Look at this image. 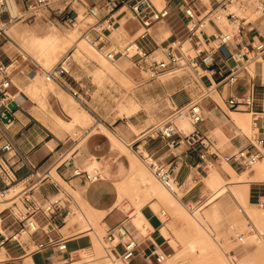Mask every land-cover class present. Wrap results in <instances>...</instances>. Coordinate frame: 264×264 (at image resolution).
<instances>
[{
  "label": "built area",
  "instance_id": "2783aa9c",
  "mask_svg": "<svg viewBox=\"0 0 264 264\" xmlns=\"http://www.w3.org/2000/svg\"><path fill=\"white\" fill-rule=\"evenodd\" d=\"M13 1L16 2L0 0V37L5 36L16 44L9 37L8 26L3 21V16L10 14V4ZM100 1L21 0L22 11L15 18L10 17L9 24L20 20L31 21L40 17L43 11L52 10L56 20L67 26H76L80 8L84 9V16L94 18L99 16ZM126 1L122 0V6ZM208 1V4L202 3V6H199L197 0H170V4L161 9L152 0L135 1L130 9L133 12V19L139 25L138 39H147L150 36V29L160 22H170L180 32L171 43L158 51L146 50L137 40L129 41L125 45L112 42L110 36L115 30V19L111 14L117 5L105 6L111 20L106 21L105 28L99 30L102 32L99 38L101 42L93 40L89 35L90 29L96 24L90 26L85 34L86 40L98 48L109 61L114 62L117 58L129 59L146 81L158 80L167 72L174 70H188L200 90L205 91L198 100L176 108L174 115L143 132L130 145L139 160L170 192L180 188L178 173L172 164L157 161L145 150L151 141L161 140L169 147L186 145L190 149L202 148L198 161L190 166L198 175L213 168L222 160L243 170H251L256 164L264 161V147L254 145V149L236 150L228 156H223L205 134L198 130L186 132L174 121L176 118L185 117L193 126H197L204 121L201 105L204 98L212 92L234 87L245 80L249 85L248 91L242 96L230 94L228 106L235 112L252 113L255 128L264 133V96H261L254 81V73L250 70L251 65L259 62L262 66L261 72L264 73V39L251 36L253 30H256L254 23L260 19L264 20V0ZM174 2H178V9L171 6ZM250 12L257 16V20L250 18ZM186 44L190 47L187 48ZM106 48L110 50L107 53L102 52ZM71 58L72 56L67 53L52 69L47 71L38 65V71L32 73L35 75L44 73L46 81L56 82L62 88L71 91L74 96H78V92L68 82ZM16 62L12 60L9 65L0 63V119L10 111L9 105L12 102L8 100V91L12 86V67ZM261 87L264 90V81ZM88 136L89 132L84 135L73 133L70 138L76 143L74 148L80 147ZM67 164L69 165L68 162ZM67 164L64 165L67 167ZM23 167H28L29 173L26 178L19 179L18 172ZM52 171L53 169H48L40 172L39 167L33 165L27 155L18 153L11 142L0 149V178L4 184L0 189V198L10 204L0 212V254L5 252L7 257L12 250L25 251V247H32L31 250L34 252L53 249L61 255L71 256L68 242L58 240L50 233L54 230L55 220L59 217L67 218L73 206L79 209V203L77 198L53 176ZM71 178H81L87 184H94L100 180L101 175L95 169L88 171L76 166L72 170ZM70 179L64 182L73 190ZM47 181L57 187L58 194L40 200L35 191L39 189L41 183ZM257 206L264 210V202L259 201ZM41 219L44 220L42 225ZM41 232L47 237L44 241L37 239ZM115 234L114 230L105 237V249L111 253H114L118 246V243H115ZM123 236L125 241H121L123 246L121 260L129 264L136 257L139 244L129 235ZM167 258L164 253H158L156 257L158 264H163ZM9 263L8 259L0 262Z\"/></svg>",
  "mask_w": 264,
  "mask_h": 264
},
{
  "label": "crops",
  "instance_id": "0c3cea01",
  "mask_svg": "<svg viewBox=\"0 0 264 264\" xmlns=\"http://www.w3.org/2000/svg\"><path fill=\"white\" fill-rule=\"evenodd\" d=\"M135 1L138 0H127L125 5L122 6V0H101L98 4L100 14L96 18V26L89 31L90 37L95 41L101 42L99 38L102 32L99 30L105 28L106 21L111 20V16L108 15L105 6L112 7L117 5V8L111 14L112 18L115 19V31L113 32L120 35L123 41L129 42L137 40L148 51H158L160 48L171 43L180 32L170 22L156 24L150 29V36L147 39H138L137 31L139 25L133 19V12L130 9ZM155 1L158 5L157 0ZM162 1L164 7L170 4V0ZM197 1L199 6H202V3L207 4L204 0ZM12 4L16 6L19 12V6L23 7L21 0L13 1ZM171 6L178 9V2H174ZM9 19V14L3 16V21L7 26H9ZM38 19H33L30 22ZM47 20L49 23L51 22L50 19ZM254 27L256 30H253L251 36L264 39V20H257L254 23ZM11 44L12 42L10 40L8 41L5 36L0 37V63L9 65L16 57V52L11 47ZM255 64L253 71L255 75L254 81L261 92V96H264V90L261 87L264 81V73L261 72V64L259 62ZM36 70L38 71V65L36 63H30L24 66L14 77L17 80L16 83L11 78L12 86L8 91V100L10 99L11 102L17 101L19 107L12 113L14 120L10 123H4L0 119V149L9 142L13 143L17 152L22 155H27L28 160L33 165L39 167L40 172L53 169L52 174L55 171L62 181L70 179L74 167L81 166L86 169V167L92 165V160L95 158L98 168L94 169L100 173V180L94 184H87L81 178H71L70 183L74 187L73 191L76 193L79 192L87 208L91 207L93 209L94 215L99 218V224L105 232L108 234L115 230V243H118V246L115 248L114 254L121 259L123 254L121 241H125V236L123 235L126 234L139 244L136 257L129 264H158L156 259L158 253H164L168 258L171 257L174 252V248L171 245V235L167 237L163 233L166 230V225L155 208L157 203L156 199L147 203L139 210V213L146 220L144 230L143 228H139L135 223V218L139 216V213L133 215L135 206L126 197V194H131V192L124 194L122 199L119 197L118 185L125 182L132 175L133 169L135 170L129 154L120 147L118 142L115 143L104 132L89 135L81 143L80 147L75 149L76 143L70 136L73 133L84 135L89 130L77 128L72 133H68L66 131L67 128L60 126L57 122L56 118H60L67 123H71L74 120L71 116L73 111L72 107L67 106L71 104L69 103L70 100H68L66 91L51 87L45 96L41 95L38 99L32 98L22 92L23 86L26 88L31 85L27 84V80H24L26 79L25 74H31ZM19 79H21V83L18 81ZM18 83L21 85H18ZM238 86H243L245 90L239 93L236 90ZM248 88V83L242 80L234 87L219 90L214 92L212 94L213 96L209 95L204 98L201 102L204 121L197 126H193L192 131L198 130L202 132L212 142L213 134L218 133L223 141H226L231 151L254 149V145L264 147V133L260 129H257L256 138L245 134L243 129L233 120V114H243V112H235L228 106V97L230 94L242 96L248 91ZM30 97L37 100L39 106ZM43 108H46L47 115L41 113ZM247 114L252 113L247 112ZM55 124L58 126L56 127ZM109 130L121 145L133 152L130 145L136 141L137 136L135 137L134 134L120 127L109 126ZM145 150L153 155L157 161L164 164H172L175 167L180 183L179 189L183 191V202L188 203L189 206L201 205L203 203V196L195 190L196 186L189 188V183H195L191 176L193 170L190 169V166L198 161V155L203 150L202 148L196 147L190 149L186 145L169 147L163 141L156 140L149 142ZM65 163L68 165L67 167L64 165ZM28 173V167H23L18 172V178L24 179ZM3 187L4 184L0 178V189ZM254 188H259L256 196H253ZM57 194V187L50 181L41 183L39 189L35 191V195L40 200L51 198ZM253 199L256 201L255 205L259 201L264 202V182L251 183L248 199L250 206L254 205L251 204ZM80 209L81 213L78 212L82 216L84 215L83 217L85 219H88L83 208L80 207ZM67 218L63 219L59 217L55 220L54 230L50 233L52 237L58 240H64L62 231L67 227ZM42 224H44V220L41 219ZM80 230L78 225L68 228V232L74 235L78 234ZM250 235H254V232L251 231ZM46 238L42 232L37 237L38 240L42 241L46 240ZM67 242L71 256L68 254L61 255L53 249L34 252L31 250L32 247H25V251L22 249L12 250L9 252L7 259L10 262L9 264H22V262L28 264L26 258L30 255L29 257L34 264H73L75 255L94 247L93 238L88 234L76 236L67 240Z\"/></svg>",
  "mask_w": 264,
  "mask_h": 264
},
{
  "label": "rangeland",
  "instance_id": "374dc122",
  "mask_svg": "<svg viewBox=\"0 0 264 264\" xmlns=\"http://www.w3.org/2000/svg\"><path fill=\"white\" fill-rule=\"evenodd\" d=\"M204 1L208 4V0ZM153 2L157 5L155 0H153ZM157 6L161 9L164 7V4L158 3ZM19 8L20 11H22V6H19ZM79 12L80 16L76 26L64 25L56 20L52 10H45L42 12L41 18L38 17V20L32 22H22L20 20L13 24H9L7 30L9 36H11L17 44H11V47L16 52L14 60L17 61L12 67L11 78H13L14 83L17 82L14 77L27 64L36 63L48 71L52 69L65 54L69 53L72 56L68 82L72 85V88L78 92V96H74L71 91L62 88L56 82H54V84L46 81V74H37L39 76L38 78L44 82L46 86L66 91L68 100H70L69 103L73 109H82L80 113L83 115V122L77 123L71 128L68 127L66 130L68 133H72L77 128H81L88 129L89 135L102 133V131H104L105 134L110 136L112 134H110L109 126H112L123 128L138 138L143 132L166 121L174 115L176 108H181L191 101L198 100L201 94L205 93V91H201L194 82L188 70H174L173 72H167L158 80L146 81L129 59L117 58L114 62L108 63L112 66L115 63H120L124 72L119 71L117 73H112L107 67L108 63H106L101 56L103 53H101L98 48L94 47L97 50L93 49V44L85 38V34L89 27L97 23L96 18L84 16L83 8H80ZM9 15L12 18L11 13ZM249 16L252 20H257V16L254 13L250 12ZM47 19H50L52 23H49ZM213 31L214 30H210V32ZM111 38L117 45H125L128 43V41H123L121 36L115 32H113ZM52 42H55L59 47V54L57 57L52 54L50 48ZM20 46L24 48L31 57H24L25 54L20 49ZM84 47L93 55L85 53V56H80L79 51ZM186 47L189 48L190 45L186 44ZM109 50L110 48H106L102 52L107 53ZM97 51H99L100 54ZM250 70L251 73H253L252 65ZM34 75L33 73L28 75L27 73L25 74L26 79L24 80H27V84H34L37 81L36 79L34 80ZM18 81L21 83V79ZM20 83H18V85ZM24 88L25 86H23L22 92L26 94ZM236 90L242 93L245 88L243 86H238ZM210 94L212 95L213 92ZM32 100L39 106L37 100ZM41 113L47 115L46 108H43ZM234 115L235 114H233V116ZM236 115L250 121V126L246 128L241 126V128L245 134L256 138L257 129H255L254 126L255 122L253 115L247 114V112ZM55 126L57 127L58 125L55 124ZM110 137L115 139L116 143L118 142L120 147L129 154L135 170L139 172L146 171L145 173H148L159 183L163 190L167 191L153 176L147 166H145L132 151H129L125 146L121 145L113 136ZM213 144L223 156H228L234 152L229 150L226 141H223L218 133L213 134ZM96 162V159L93 158L92 165L86 167V170L91 171L94 168H98ZM260 165H262L264 170V161L260 162ZM221 166L232 167L238 174L247 175H252L255 168L253 167L251 170L238 169L231 166L225 160H222L214 166L215 168L213 167V170L212 168L207 169L206 171L200 172V175L193 170L191 176L195 183H189V188L196 186L195 190L200 192L201 196H203V203L201 205L189 206L188 203L182 200L183 191L181 189H176L175 196L180 198L185 206L183 210L185 214L181 217L176 215L175 211L169 208L159 197L149 196L139 185H133L131 194H126V197H128L135 206L133 215H137L141 207L156 199L157 203L156 207L155 205L154 207L161 215L166 225V230L163 233L167 237L171 235V245L174 248L172 256L167 258L163 264H242L243 262L248 264L257 262L259 264H264V245L257 242L261 236L260 233H262V230L259 229V227L256 228L255 224L250 222L248 217L240 211L244 203L240 201L234 190L227 184L228 188L225 186L222 197L213 202H208L212 195V190L207 185L206 180L211 178L215 170ZM53 175L77 198L79 206L83 208L86 217L93 224L94 229L97 230L99 237H94L91 228L85 222V218L78 212V208L73 206L71 208V214L67 218V227L62 231L64 240L67 241L76 236L88 234L94 238V244L98 241L97 244L99 245H96L100 250H96V245H94L92 249L75 255L73 264H108L109 260L106 258L107 250L105 249V237L107 233L99 224L100 221L96 220L93 209L91 207L87 208L79 192L76 193L71 190V188L57 176L55 171ZM229 188L231 190H229ZM258 191L259 188H254L253 196H256ZM255 202V199H253L251 204L254 205H249L248 207L244 205V210L249 218L254 214L264 212L263 209L255 205ZM8 206H10V204L0 198V212ZM202 206L204 207L202 208ZM197 208H202L200 210L203 219V221L200 219L202 221L201 223L210 231L212 237L209 239L218 250H213L209 256L203 258H200L195 249H192L190 246L195 238L194 235H199V231L195 224L189 219L191 217L189 215ZM145 224L146 223H144V225ZM74 225H78L81 229L76 235L68 232V228ZM251 231L254 232L252 236L250 235ZM261 238L264 242V237L261 236ZM6 259L7 257L1 253L0 262ZM120 262L125 264L121 259ZM27 263L30 264L28 261Z\"/></svg>",
  "mask_w": 264,
  "mask_h": 264
},
{
  "label": "bare ground",
  "instance_id": "6f19581e",
  "mask_svg": "<svg viewBox=\"0 0 264 264\" xmlns=\"http://www.w3.org/2000/svg\"><path fill=\"white\" fill-rule=\"evenodd\" d=\"M157 2L159 4L163 3L162 0H157ZM9 12L11 13L12 18H15V16L17 14H19V10H17L16 6L14 4H12V2L10 4ZM9 37H11V36H9ZM11 39L15 42V40L12 37H11ZM50 48H51L52 54L57 57V55L59 54L58 45H56L55 42H52ZM92 48L95 49L94 46ZM20 49L25 54L24 57L30 56V54L21 46H20ZM95 50H97V49H95ZM97 52L100 54L99 51H97ZM85 53L93 55L85 47L79 51L80 56H85ZM101 56L103 57V60L106 63L111 62L108 60V58L104 54ZM107 67H108L109 71H111L112 73H117L119 71L124 72L120 63L119 64L115 63L113 66L108 63ZM169 74H171V73H169ZM38 77H39L38 75L34 76V80L36 79L37 81L34 84H31L29 87L24 88L26 95H29L35 99H38L39 96H41V95L45 96L47 94L48 89L50 88V87L46 86V84H44V82H42ZM49 83H54V82H49ZM15 102H17V101H15ZM17 104H18V102H17ZM67 106L71 107V105H69V104ZM72 110H73L72 116H73L74 120L71 123H67V122L61 120L60 118H56V120L60 126H62L64 128H68L70 126L72 127L73 125H75L77 123L83 122V115L80 113L82 109L75 110L72 107ZM233 117H234L233 118L234 122H236V124L238 126H240V127L242 126L245 128L250 126V121L248 119H246L244 117H240L239 115H236V114ZM175 123L179 126L180 129H182L186 132H191L193 130V125L191 124V122L188 118H185V117L176 118ZM102 132H104V131H102ZM110 136H113V135H110ZM113 138H115V137L113 136ZM113 140L116 143L115 139H113ZM258 164H256L257 166L256 165L254 166L255 168H254L253 176L247 175V174H238L232 167H229V166H223L222 167L221 166L215 170V172L213 173V176L211 178H208L206 180V183L211 188L212 193H213L211 198L208 200V202H213L216 198L223 195L224 190H225V186H226V188H228L227 186L229 185L234 190V192L237 194L240 201L242 203H244L243 207L240 208V211L243 212L248 217L250 222H253L255 224L256 228L259 227V229L262 230L261 231L262 233H260V235L262 237H264V212L263 213L261 212L260 214H254V215L250 216V218H249L248 214L244 210L245 209L244 205H246L247 207L249 206L248 199H249V190H250L251 183H253V182H264V170L262 168V165H260V163H258ZM214 168H212V170ZM145 172H141V171L139 172V171H136L133 169L132 175L125 182L118 185V192H119L120 199H122L124 194L131 192V190L133 189V185H139L140 188L143 191H145L149 196L159 197L161 200H163L169 206V208H171L175 211L176 215H178L180 217L183 216V214H185L183 211L185 206L182 203V201L180 200V198H177L175 196V191L170 192L168 190L167 191L163 190L161 188V186L159 185V183L157 181H155L148 173H145ZM177 189H179V188H177ZM229 190H231V189L229 188ZM227 191H228V189H227ZM203 207L204 206H202V208ZM201 209H196L191 215H189V213H188V215L191 216L189 218L190 221L192 220V222L195 224L196 228L199 231V235H194L195 238L191 242L190 246L192 249H195V251L198 253V256L200 258H203V257L209 256L213 250H217V249H216L215 245L209 239L212 237L210 231L201 223L203 221V219L201 217V213H200ZM78 210L81 213L80 207ZM95 218L97 221H99V218L97 216H95ZM200 219H202V221ZM85 222L91 228L94 237L99 238L97 230L94 229L93 224L88 219H85ZM135 223L137 224V226L139 228H143L145 230L144 223H146V220L143 218L141 213H139V216L135 218ZM261 236L259 237V239L257 241L259 244L264 245V242L261 240L262 239ZM93 241H94V238H93ZM97 242H96V244H97ZM96 244H94V245H96ZM97 245H99V244H97ZM97 245L95 246V248H96V250L100 251L99 247ZM106 252H107L106 258L109 260L108 264H123L120 262V259L114 253H111L108 251H106ZM214 252L217 253L216 251H214ZM3 255L5 256V252H3ZM27 261L30 264H34V263H32V260L30 257L27 258ZM242 264H248V263L243 262ZM254 264H259V263L257 262Z\"/></svg>",
  "mask_w": 264,
  "mask_h": 264
},
{
  "label": "water",
  "instance_id": "95a60500",
  "mask_svg": "<svg viewBox=\"0 0 264 264\" xmlns=\"http://www.w3.org/2000/svg\"><path fill=\"white\" fill-rule=\"evenodd\" d=\"M19 105L17 104V102L13 101L10 105H9V112H6V116L2 117V121L4 123H10L11 121L14 120L13 118V112H15L18 109Z\"/></svg>",
  "mask_w": 264,
  "mask_h": 264
}]
</instances>
